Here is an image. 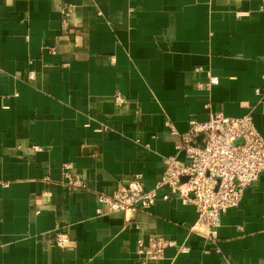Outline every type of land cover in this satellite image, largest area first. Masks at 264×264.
<instances>
[{"label":"crops","instance_id":"obj_1","mask_svg":"<svg viewBox=\"0 0 264 264\" xmlns=\"http://www.w3.org/2000/svg\"><path fill=\"white\" fill-rule=\"evenodd\" d=\"M217 110L251 111L264 136V0H0V264H141L157 234L189 250L145 264L264 262V171L215 241L177 197L97 211L135 173L154 187L189 120ZM64 162L86 188L62 182Z\"/></svg>","mask_w":264,"mask_h":264},{"label":"built area","instance_id":"obj_2","mask_svg":"<svg viewBox=\"0 0 264 264\" xmlns=\"http://www.w3.org/2000/svg\"><path fill=\"white\" fill-rule=\"evenodd\" d=\"M50 51L55 53L56 49L51 48ZM201 69L202 67L195 68L196 71ZM208 76L209 80L205 84L198 83V88L210 89L218 83L216 75L208 72ZM29 77H34L33 71L29 73ZM256 92L260 93V89L257 88ZM114 101L121 106L127 100L118 91ZM172 130L175 132L174 128ZM199 135H203L201 142L196 139ZM181 137L177 150L184 152L185 158H180L178 154L164 155V170L154 187L146 188L143 173H135L113 193H98L97 211L103 212L104 207L109 211L126 213L146 210L160 199L177 197L196 207L199 221L204 220L206 224V232L203 234L215 241L222 215L240 204L246 189L259 180L264 171V136L257 129L251 111L235 117L217 110L206 120L191 118L189 129ZM33 148L41 149L39 145H33ZM62 169V182L68 187H87V182L75 172L71 162H64ZM70 241L68 230L56 233L55 243L58 246L64 247ZM168 246H176L182 252L189 250L187 245H179L175 239L164 235H152L148 240L140 237L137 252L143 256L141 264L163 258Z\"/></svg>","mask_w":264,"mask_h":264},{"label":"water","instance_id":"obj_3","mask_svg":"<svg viewBox=\"0 0 264 264\" xmlns=\"http://www.w3.org/2000/svg\"><path fill=\"white\" fill-rule=\"evenodd\" d=\"M203 138V135H200L199 137H198V139H202ZM240 141V140H239Z\"/></svg>","mask_w":264,"mask_h":264}]
</instances>
